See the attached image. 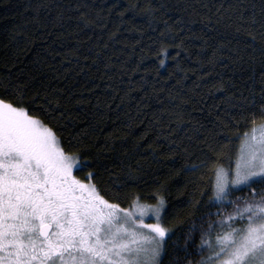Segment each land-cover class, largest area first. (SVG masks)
Masks as SVG:
<instances>
[{
	"label": "trees",
	"instance_id": "1",
	"mask_svg": "<svg viewBox=\"0 0 264 264\" xmlns=\"http://www.w3.org/2000/svg\"><path fill=\"white\" fill-rule=\"evenodd\" d=\"M262 77L264 0H0V82L28 85L23 103L11 88L5 95L0 87V98L26 109L36 92L58 101L64 118L55 123L29 115L59 126L68 154L103 162L73 175L109 203L131 209L136 197L146 205L164 199L163 264L184 258L193 225L199 245L201 225L233 214L235 204L215 199V177L232 169L245 133L264 123ZM201 161L197 172L184 170ZM89 172L99 175L85 180ZM129 172L139 180L117 200ZM248 191L233 189L228 199ZM189 252L184 264H197L200 253Z\"/></svg>",
	"mask_w": 264,
	"mask_h": 264
},
{
	"label": "snow or ice",
	"instance_id": "2",
	"mask_svg": "<svg viewBox=\"0 0 264 264\" xmlns=\"http://www.w3.org/2000/svg\"><path fill=\"white\" fill-rule=\"evenodd\" d=\"M138 6L132 5L130 10ZM243 16L240 11L238 20L242 22ZM165 26L169 27L166 22ZM215 56L213 52L210 64L215 63ZM164 63L161 59L160 66ZM0 87L5 95L11 88L19 95L18 103H23L28 85L13 87L11 82H0ZM228 103L233 104L232 98ZM29 104L34 107L14 106L0 98V264H163L161 257L170 231L161 223L167 214L164 199L156 196L157 204L151 206L140 204L136 197L135 211L109 203L95 184L73 175L74 168H101L103 162L81 159L84 152L68 154L57 135L61 128L54 130L29 115V111H39L55 123L64 118L62 111L56 115L59 102L36 92ZM181 111V106L174 110L178 120ZM259 111L264 117V103ZM245 137L247 155L237 164L231 183L247 188V196L229 200L232 190L227 176L218 170L215 199L235 204L234 212L219 221L209 220L206 229L201 225L199 245L193 239V225L185 234L184 258L177 257L173 264H184L191 255L190 246L201 255L197 264H264V125L245 133ZM172 146L177 145L173 142ZM184 152L187 155L188 149ZM204 166L205 161H201L199 165H186L184 170L195 173ZM97 175L89 172L84 179L90 181ZM138 180L129 172L128 182L118 186L123 195L116 193L114 198L127 199L124 189ZM211 215L205 213L201 219ZM146 218L156 223H145Z\"/></svg>",
	"mask_w": 264,
	"mask_h": 264
},
{
	"label": "rangeland",
	"instance_id": "3",
	"mask_svg": "<svg viewBox=\"0 0 264 264\" xmlns=\"http://www.w3.org/2000/svg\"><path fill=\"white\" fill-rule=\"evenodd\" d=\"M262 125H264V123L261 124V125H259V126H257V127H255V128L256 129H259ZM252 130L249 132V134L252 133ZM256 135L257 136L260 135L259 131H257ZM247 151H248V141H247V138L244 137L243 140H242V144H241L239 153L237 155L236 161H235L234 165L232 166V169L231 170L219 169V171H221L224 174H226L227 179H228V182H229L228 183V188L231 189V190L242 187V186H233L232 183H231V181L235 178V171H236V168H237V164L242 162V157H244V156L247 155ZM216 178H217V173H216V177H215V185H216ZM214 194H215V186H214ZM151 206H155V205H151ZM126 210L135 211V208L133 207L131 209H126ZM144 222L145 223H148V224H152V223H156V220L155 219H147L146 218ZM237 226H239V225H237ZM217 232H219V229H217Z\"/></svg>",
	"mask_w": 264,
	"mask_h": 264
}]
</instances>
